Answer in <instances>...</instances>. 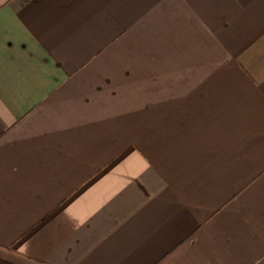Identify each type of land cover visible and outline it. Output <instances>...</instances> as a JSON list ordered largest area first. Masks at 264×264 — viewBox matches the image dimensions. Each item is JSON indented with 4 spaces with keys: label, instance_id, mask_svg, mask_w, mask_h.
Wrapping results in <instances>:
<instances>
[{
    "label": "crops",
    "instance_id": "0c3cea01",
    "mask_svg": "<svg viewBox=\"0 0 264 264\" xmlns=\"http://www.w3.org/2000/svg\"><path fill=\"white\" fill-rule=\"evenodd\" d=\"M0 264H264V0H0Z\"/></svg>",
    "mask_w": 264,
    "mask_h": 264
}]
</instances>
